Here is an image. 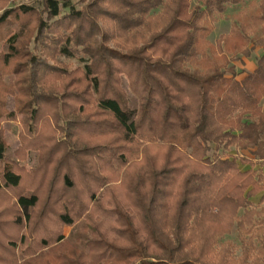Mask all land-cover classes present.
Listing matches in <instances>:
<instances>
[{
	"label": "trees",
	"instance_id": "trees-1",
	"mask_svg": "<svg viewBox=\"0 0 264 264\" xmlns=\"http://www.w3.org/2000/svg\"><path fill=\"white\" fill-rule=\"evenodd\" d=\"M80 2L0 14V264H264V0Z\"/></svg>",
	"mask_w": 264,
	"mask_h": 264
},
{
	"label": "rangeland",
	"instance_id": "rangeland-1",
	"mask_svg": "<svg viewBox=\"0 0 264 264\" xmlns=\"http://www.w3.org/2000/svg\"><path fill=\"white\" fill-rule=\"evenodd\" d=\"M45 0H0V4L4 3V7L0 10V14L3 12V10L8 9V8H13L17 7L20 5H28L30 7H35L39 10L43 9V3ZM60 4L68 3L69 5L81 9L82 4L80 0H58ZM239 11V8H230L227 13H226V18L222 20L221 22L217 23L214 28V32L210 35L209 40L215 44L217 39L221 35H228L231 30V24L233 22V17L234 15ZM68 10H64L63 13H67ZM48 26V22L45 21V23L42 26V29H46ZM36 33L33 36V40L31 42L30 49L33 50L35 47L38 46L36 40ZM9 39L4 40L3 42L0 43V53L4 51V47ZM35 40V41H34ZM39 55H40V50H39ZM263 55V49L260 47L255 48L253 50L252 55L250 58H243L239 57L238 60H236L232 65L235 67L236 70V78L238 80H242L248 73H252L256 67H257V62ZM63 61L66 62V64L70 65L72 69L76 68L78 66L77 60H66L63 59ZM14 78L8 77L7 82L13 81ZM122 86L124 90L126 91L127 95L129 98H132V93L129 89V82L128 80L123 77L122 80ZM5 111L7 114L0 120V124L3 129V135H4V141L7 146V152L10 154H14V152L20 147L21 142H20V134L23 130V116L21 114H18L16 111V102L15 99L12 96L7 97L6 102H5ZM231 154L236 155V151L233 149ZM244 154L252 158V155L249 152H244ZM35 162V156L34 154H29L28 159L26 162H22L21 164L26 167L27 170H30L31 167L33 166ZM241 169L243 171L249 170V166H241ZM256 170H259L260 167L257 165L255 167ZM264 172V168H263ZM264 195V193L260 194L256 198L252 199V201L255 204H258L261 197ZM242 211L240 212V214ZM78 232V235L86 238L88 236V232L84 231L82 228H77L76 229ZM71 232L70 228H67L65 230V235L68 236ZM225 241H231L236 245V256L240 255V243L237 239V232L236 229L233 231L232 235L225 237L222 242Z\"/></svg>",
	"mask_w": 264,
	"mask_h": 264
}]
</instances>
